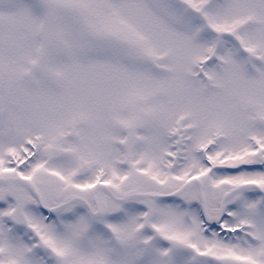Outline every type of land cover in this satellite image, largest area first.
<instances>
[{"label": "snow or ice", "instance_id": "obj_1", "mask_svg": "<svg viewBox=\"0 0 264 264\" xmlns=\"http://www.w3.org/2000/svg\"><path fill=\"white\" fill-rule=\"evenodd\" d=\"M0 264H264V0H0Z\"/></svg>", "mask_w": 264, "mask_h": 264}]
</instances>
